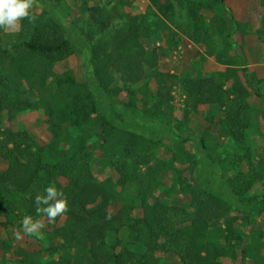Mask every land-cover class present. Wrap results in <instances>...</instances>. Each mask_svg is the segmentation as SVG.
Returning a JSON list of instances; mask_svg holds the SVG:
<instances>
[{
  "label": "trees",
  "instance_id": "16d2710c",
  "mask_svg": "<svg viewBox=\"0 0 264 264\" xmlns=\"http://www.w3.org/2000/svg\"><path fill=\"white\" fill-rule=\"evenodd\" d=\"M47 1L54 5L58 0ZM74 1L93 26L100 27L103 34L109 35L105 44L108 52L104 56L90 58L85 85L60 81L54 72L55 65L76 54V46L71 30L52 8L39 12L32 10L35 21L21 20L19 30L13 31V34L0 29V79L10 88V92H6L0 87V163H7L10 171H0V214L9 218L19 210L15 205L24 204L38 192H44V188L54 181L57 189L67 197L69 209L52 223L51 235L62 241L59 249L63 252L55 264H159V259L154 257L156 253L172 254L178 264H221V259L225 257L235 260L237 248L244 243L243 235L237 229L238 223L251 225L252 214L257 212L260 216L262 213L260 208H256L255 198L245 196V185L248 179L264 180L263 167H254L246 137L240 132L239 115L231 111L226 103L229 95L236 96L243 90L238 70L227 68L207 78L196 79L160 72L156 51L147 52L143 46V41L154 34L151 23L125 14L124 28L117 27L113 24V15H118L115 6L108 11L98 5L91 6L88 0ZM173 1L147 0L168 20L175 12ZM195 1V8L187 10L188 24L184 32L193 43L202 46L204 58H213L217 64L225 66L233 43L227 26L216 16L217 10L224 7V0ZM259 1L264 8V0ZM231 26L243 33L247 28L246 24H240L234 18ZM9 34L12 46L7 45ZM257 35L261 40L262 32L257 31ZM18 49L43 56L44 68L33 71L16 67ZM50 81L57 87L54 98H60L72 116L84 117V111L77 108L74 96L82 89H88L96 100V125L88 124L84 118L76 125L75 137L66 127L59 109L53 106L55 99L45 97L42 107L47 123L57 127L48 144L40 146L27 133H16L1 127L5 116L13 120L17 113L35 108L31 98L50 95ZM232 81V87L228 88V83ZM116 83L128 91V107L136 109L141 106L145 119L138 116L139 121L160 120L158 127L167 128L168 132H171L174 120L172 103L175 89L182 91L187 99L218 100L226 114L223 129L234 146L243 152V156L229 158L225 163L231 167L244 165V171L232 177L218 176L211 171V167L220 159L209 154L203 139H194L201 150L202 166L196 174L195 184H185L193 212L188 214L160 202L149 205L148 200L157 189L153 174L165 171L168 166L149 156L136 155L133 138L148 136L125 121L123 116H114L108 110ZM137 86L140 88L131 91ZM138 95L141 96L139 99ZM92 140L99 141L101 161L105 165L113 166L119 160L130 162L127 168L129 181L137 188L125 199L126 203L116 215L111 214V209L121 195L114 184L106 186V194L100 200L83 191L85 176L95 161L89 148ZM24 147L33 150L29 161L25 160ZM142 165L144 172L140 170ZM203 197L209 198L212 205H204ZM131 202L138 203L142 209V218L137 225L145 231L141 243L146 248V254H135L125 248L117 253L116 248L106 242L108 233L117 232L131 220ZM109 215L111 218L107 219ZM2 227L6 228V225L0 221ZM139 228L136 227L137 231ZM68 234H73V237L67 238ZM253 239L254 246L247 247L251 259H255L259 252L258 243L264 241V230ZM14 254L21 259L17 264H41L40 252L26 253L17 249ZM245 256L243 254V258ZM260 261L264 264V259Z\"/></svg>",
  "mask_w": 264,
  "mask_h": 264
},
{
  "label": "rangeland",
  "instance_id": "374dc122",
  "mask_svg": "<svg viewBox=\"0 0 264 264\" xmlns=\"http://www.w3.org/2000/svg\"><path fill=\"white\" fill-rule=\"evenodd\" d=\"M88 2L91 6L98 5L108 11L115 6L118 15H113V24L117 27L124 28L125 14L135 15L151 23L154 34L150 39L143 41V46L147 52L156 51L160 72L175 74L181 78L196 79L207 78L227 68L237 69L243 90L236 96L229 95L226 103L231 111L239 115V129L246 137L254 167L261 169L262 166L264 173V8L259 0H224V7L217 10L216 16L227 26L233 43L229 53L230 58L225 66L217 64L213 58H204L202 46L193 43L184 32L188 24L187 10L195 8V0H174L175 12L170 20L164 19L159 10L152 7L147 0H88ZM50 8L71 30V37L76 46V54L65 62L55 65L54 72L60 81H74L79 85H85L90 58L104 56L108 52L105 44L109 35L103 34L100 27L93 26L88 16L79 11L74 0H58L54 5L47 0H36L32 10L39 12ZM232 18L240 24L247 25L244 32L246 34L232 28ZM257 31L263 34L261 40ZM8 32L13 34V31ZM10 34L6 41L7 45L12 46ZM15 65L25 70L41 71L45 60L43 56L18 49ZM232 84L233 81L229 82L227 87H232ZM0 87L10 92L9 86L2 79H0ZM49 88L50 95L41 97L36 95L31 98L35 108L17 113L13 120H8L5 116L1 127L16 133H27L40 146L48 144L57 128L47 123L42 107L45 97L54 98L56 84L50 81ZM114 88V95L109 100L110 113L114 116H123L125 121L140 128L141 132L148 136L143 139L133 138L132 144L136 148V155L149 156L152 160H160L168 166L165 171L153 174L157 189L148 200L149 205L160 202L166 207L182 209L188 214L193 212L189 196L185 192V184H195L196 174L202 166L201 150L194 139H203L209 154L215 159H220L211 167V171L218 176L232 177L244 171V165L231 167L225 163V160L229 158L243 156V152L234 146L233 140L223 129L222 123L226 114L224 108L219 106L218 100L187 99L182 91L175 89L172 103L174 120L171 122V132H168L167 128L158 127L160 120L139 121V117L145 119L141 114V106L131 109L127 106L130 97L128 91L119 83H116ZM139 88V86L131 88L133 89L131 91ZM140 97V95L137 96L138 99ZM74 101L77 108L84 111V117L70 115L60 98L55 99L53 106L59 109L66 127L76 137V125L80 121L85 118L88 124L95 126L97 117L94 115L96 100L88 89L79 91L74 96ZM103 101H101L102 104ZM99 146L98 140H92L89 143L95 161L90 172L85 176L83 191L86 195H93L100 200L106 194V186L114 184L121 195L118 203L111 209V214L116 215L126 203L125 199L129 194L135 193L137 186L129 181L127 168L130 162L119 160L113 166L105 165L101 161ZM24 152L25 160L29 161L33 150L24 147ZM140 170L144 172L145 167L142 165ZM0 171L10 172L8 164L1 162ZM244 192L247 198H255L256 208H260L262 213L260 216L257 212L252 214L251 225L241 221L238 223V232L244 238L243 246L237 248L235 260L225 257L221 259V264H262L260 259H264V241L258 243L259 252L255 259H251L247 251L248 246H254L253 238H257L258 234L264 230V180L259 182L248 179ZM223 197L230 202L226 196L223 195ZM34 198L27 200L25 197L27 201L25 200L24 204L15 205L19 207V210L9 218L0 214V221L6 225V228H0V264L19 263L21 259L14 254L17 249L26 253L40 252L41 264L59 262L63 254L59 249L62 241L52 237V223L46 219L41 235L23 236L22 233V239L17 240L15 237V233L21 230V221L26 214L31 215L33 219L42 218L36 213ZM203 203L206 206L212 205V201L207 197H203ZM129 205L132 208L131 220L125 222L117 232L108 233L106 242L109 246L115 247L117 253L125 248L135 254H146V248L141 243L145 231L137 225L142 218V209L135 202ZM136 227H140L138 231ZM72 237L73 234L67 235V238ZM243 254H246L245 258ZM154 257L159 259V264H178L177 258L172 254L156 253Z\"/></svg>",
  "mask_w": 264,
  "mask_h": 264
},
{
  "label": "clouds",
  "instance_id": "9594fccd",
  "mask_svg": "<svg viewBox=\"0 0 264 264\" xmlns=\"http://www.w3.org/2000/svg\"><path fill=\"white\" fill-rule=\"evenodd\" d=\"M35 4L36 0H0V29L18 31L20 21L25 18L34 22L35 16L31 11ZM34 202L36 213L42 218L33 219L31 215L26 214L21 221V230L15 233L17 240L23 236L41 235V230L45 228V219L53 223L58 216L69 210L67 197L62 190L57 189L54 181L44 188L43 193L36 194ZM106 218L111 217L109 215Z\"/></svg>",
  "mask_w": 264,
  "mask_h": 264
}]
</instances>
